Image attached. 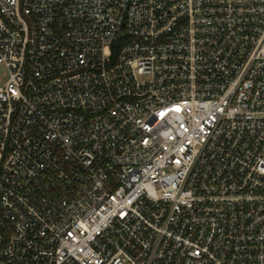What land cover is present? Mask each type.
Masks as SVG:
<instances>
[{
    "label": "built area",
    "instance_id": "obj_1",
    "mask_svg": "<svg viewBox=\"0 0 264 264\" xmlns=\"http://www.w3.org/2000/svg\"><path fill=\"white\" fill-rule=\"evenodd\" d=\"M0 264H264V0H0Z\"/></svg>",
    "mask_w": 264,
    "mask_h": 264
},
{
    "label": "rangeland",
    "instance_id": "obj_2",
    "mask_svg": "<svg viewBox=\"0 0 264 264\" xmlns=\"http://www.w3.org/2000/svg\"><path fill=\"white\" fill-rule=\"evenodd\" d=\"M6 69L4 66H0V77H5Z\"/></svg>",
    "mask_w": 264,
    "mask_h": 264
}]
</instances>
